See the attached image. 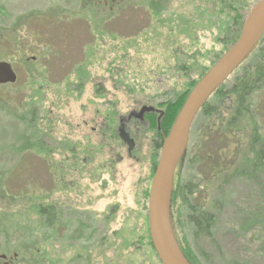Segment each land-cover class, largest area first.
<instances>
[{
    "label": "rangeland",
    "instance_id": "obj_1",
    "mask_svg": "<svg viewBox=\"0 0 264 264\" xmlns=\"http://www.w3.org/2000/svg\"><path fill=\"white\" fill-rule=\"evenodd\" d=\"M258 1L0 0V62L17 75L0 86V255L18 253V264H161L148 202L165 109L239 38L227 6L246 18ZM143 106L164 111L157 128L118 133V118ZM199 160L179 164L175 185L198 187L191 206L214 223L208 236L177 229L179 240L200 264H264L259 185L205 181ZM44 207L57 211L55 224L39 219Z\"/></svg>",
    "mask_w": 264,
    "mask_h": 264
},
{
    "label": "trees",
    "instance_id": "obj_2",
    "mask_svg": "<svg viewBox=\"0 0 264 264\" xmlns=\"http://www.w3.org/2000/svg\"><path fill=\"white\" fill-rule=\"evenodd\" d=\"M227 9L236 13L235 20L232 21V31L238 38L245 14L242 15L233 4L228 5ZM229 80L230 82H226L211 96L195 118L194 122L197 119L202 120L201 130L194 138L191 135L182 162L186 159H189V162L200 159V164H197L208 176L205 181L217 179L224 183L228 180L247 178L257 183L264 194V184L260 182L264 174V40ZM196 84L185 97L178 101L175 99L172 105L165 109L167 111L162 123L164 137L170 132ZM153 126L156 129V122ZM159 138L161 144L163 138ZM160 147L161 145L159 149ZM197 190L198 187L195 186L194 189L190 182L181 185L176 182L175 185L174 180L170 208L175 236L190 264L200 263L196 261L197 258L192 254L188 243L179 240L177 229L182 232L190 228L196 237L208 236L214 223V215L209 211L191 206L190 200ZM54 211V207L41 208L38 217L41 222L50 226L56 222ZM150 245L153 248L151 242Z\"/></svg>",
    "mask_w": 264,
    "mask_h": 264
},
{
    "label": "water",
    "instance_id": "obj_3",
    "mask_svg": "<svg viewBox=\"0 0 264 264\" xmlns=\"http://www.w3.org/2000/svg\"><path fill=\"white\" fill-rule=\"evenodd\" d=\"M263 38L264 0H260L247 14L237 41L190 92L164 138L148 202L150 240L161 264H190L175 236L170 208L175 173L186 155L192 124L211 96L249 58ZM16 81L12 65L0 62V86L13 85Z\"/></svg>",
    "mask_w": 264,
    "mask_h": 264
},
{
    "label": "flooded vegetation",
    "instance_id": "obj_4",
    "mask_svg": "<svg viewBox=\"0 0 264 264\" xmlns=\"http://www.w3.org/2000/svg\"><path fill=\"white\" fill-rule=\"evenodd\" d=\"M158 113H161L159 115L163 116L164 111L160 109H156L152 106H143L141 110L139 111H137L136 109L131 110L128 116H121L118 118V124H117L118 133L120 132V130H123V129L127 130L126 127H132L138 130L139 126H142V125L146 126L147 129L149 130L153 127L154 123L157 121L156 116L158 115ZM107 120L109 121L110 119H107ZM107 122L101 125L100 128H103V129L106 128L105 130H108L109 126L107 125ZM94 131L96 130L94 129ZM160 136L161 138L164 137L162 133L160 134ZM164 138H163V141H164ZM163 141H162V144H163ZM160 148H162V145ZM55 212L57 215L58 213L56 210ZM24 257L25 255L23 256V259ZM18 261H20V256L18 253H13L12 256H10L7 253L0 255V264H18L19 263Z\"/></svg>",
    "mask_w": 264,
    "mask_h": 264
}]
</instances>
